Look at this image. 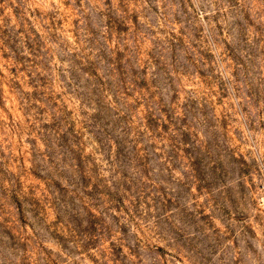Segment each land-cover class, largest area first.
<instances>
[{"label":"rangeland","instance_id":"rangeland-1","mask_svg":"<svg viewBox=\"0 0 264 264\" xmlns=\"http://www.w3.org/2000/svg\"><path fill=\"white\" fill-rule=\"evenodd\" d=\"M0 264H264V0H0Z\"/></svg>","mask_w":264,"mask_h":264}]
</instances>
